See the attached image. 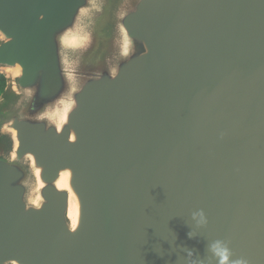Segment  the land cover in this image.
I'll return each instance as SVG.
<instances>
[{"label": "water", "instance_id": "95a60500", "mask_svg": "<svg viewBox=\"0 0 264 264\" xmlns=\"http://www.w3.org/2000/svg\"><path fill=\"white\" fill-rule=\"evenodd\" d=\"M0 74V264H264V0H0Z\"/></svg>", "mask_w": 264, "mask_h": 264}, {"label": "clouds", "instance_id": "9594fccd", "mask_svg": "<svg viewBox=\"0 0 264 264\" xmlns=\"http://www.w3.org/2000/svg\"><path fill=\"white\" fill-rule=\"evenodd\" d=\"M192 217L197 220L199 225L206 226L208 223L207 216L203 210L194 212ZM188 235L190 238L193 236L191 232H189ZM207 250L211 253L212 258L216 261V264H248V261L243 258L231 260V250L229 249L227 243L223 240L210 242L207 246Z\"/></svg>", "mask_w": 264, "mask_h": 264}, {"label": "trees", "instance_id": "16d2710c", "mask_svg": "<svg viewBox=\"0 0 264 264\" xmlns=\"http://www.w3.org/2000/svg\"><path fill=\"white\" fill-rule=\"evenodd\" d=\"M6 84V78L3 74H0V93L4 90Z\"/></svg>", "mask_w": 264, "mask_h": 264}]
</instances>
